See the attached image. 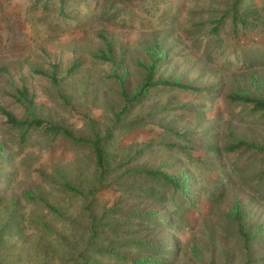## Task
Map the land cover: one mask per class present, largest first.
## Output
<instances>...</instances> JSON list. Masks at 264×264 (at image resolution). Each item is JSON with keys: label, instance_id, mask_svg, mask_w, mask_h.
Returning <instances> with one entry per match:
<instances>
[{"label": "rangeland", "instance_id": "374dc122", "mask_svg": "<svg viewBox=\"0 0 264 264\" xmlns=\"http://www.w3.org/2000/svg\"><path fill=\"white\" fill-rule=\"evenodd\" d=\"M124 1L0 0V107L24 117L13 94L26 85L40 116L77 135L112 130L107 149L115 155L101 184L90 149L53 142L38 129L22 142L0 113V261L129 264L108 252L115 249L143 264H264V178H251L264 171V151L223 149L229 126L264 144V118L226 98L238 88L264 95V0H240L241 12L258 10L262 18L250 16L237 30L235 0ZM224 13L219 36H211L209 21ZM101 31L114 42L115 63L95 57ZM155 37L166 53L162 75L209 88L153 89L119 114L123 101L110 74H125L134 88ZM52 63L58 85L35 71ZM142 167L187 173L196 205L178 210L170 197L157 198L164 189L134 173ZM65 178L85 194L63 189ZM237 204L247 229L259 233L249 253L236 231ZM148 211L167 221L150 220ZM94 221L102 240L91 244Z\"/></svg>", "mask_w": 264, "mask_h": 264}, {"label": "trees", "instance_id": "16d2710c", "mask_svg": "<svg viewBox=\"0 0 264 264\" xmlns=\"http://www.w3.org/2000/svg\"><path fill=\"white\" fill-rule=\"evenodd\" d=\"M65 1L66 0H61L62 5L65 3ZM124 2L127 3L129 2V0H125ZM239 3L240 0H235L231 9V22L235 30H237L239 26L247 27L250 24V19H252L250 16L262 18L258 10L251 11L246 9L245 12H241L238 9ZM61 11H63V8ZM226 17L227 15L224 13V15H221L220 17L209 21V24L211 25V27L209 28V34L211 36H219L220 30L226 23ZM99 38L102 44L96 51L95 57L106 62L115 63L116 52L112 38L104 31H101L99 33ZM146 52L147 59L138 62V66L142 71V77L140 81L137 82L134 88H129L125 74L119 73L117 71H113L110 74V77L114 78L118 83L119 93L123 101V106L119 114L126 112L131 106L146 100L153 89L160 88L204 92L209 88L208 86L186 83L179 79H172L168 76L162 75L159 72V69L166 61V53L164 51L162 41L159 40L158 37H155L152 42H149L147 44ZM76 65H73L70 68V71H72L76 67ZM58 67L59 65L57 63H52L50 70L36 69L35 71L39 74H42L43 76L48 77L55 85H58L60 82L58 76ZM252 79V81H254L255 79L254 84L258 86L257 81L259 79L257 74H254ZM13 97L15 102L19 103L25 108L26 115L20 118L13 111L3 106L0 107V113L5 117L6 122L12 128L18 129L20 131V140L22 142H25L27 140L28 134L32 129H38L43 131L45 134L52 136L53 142L58 141L75 148L90 149L92 157L94 159L96 170L98 172L99 181L101 184H104L106 177L111 170L110 165L115 159V155L107 149V144L114 138L112 130H107L104 134H102L100 131L94 130L91 136L77 135L67 125L55 123L48 120L47 118L40 116L36 112L34 97L26 85L15 88ZM226 98L231 104H240L247 106L249 108H247L248 113L250 110L252 114H258L260 118H264V95H257L250 92L248 89L238 88L229 90L226 94ZM178 134L179 136L188 139V132H180ZM227 135L229 139L223 147L226 152L242 153L248 150L256 152L264 151V144H261L256 140H250L237 135L231 126L228 127ZM134 173L151 179L154 184L164 189V191L160 195H158L157 198L163 196L170 197L171 201L174 203L176 208H178V210H184V206L187 203H190L193 206L196 205L198 192L194 196L195 191H192L191 186L188 184L189 175L187 173H172L163 167H142L134 170ZM251 178L263 179L264 171L254 174ZM61 186L63 189L72 193L85 194V190L80 185L73 184L66 178L61 182ZM89 192L91 193L92 190H89ZM28 195L32 200L38 202L41 201L51 212L58 215L62 214L61 210L46 198L40 195ZM153 195L154 194L152 193L151 196ZM235 214V220H237L236 231L242 238L244 247L249 253L251 250V243L256 237L259 236V233H251L247 229L246 225L243 222V215H241V208L239 204L236 205ZM146 215L150 220L159 222H162L163 220L167 221V219H165L162 214H158L157 211H148L146 212ZM2 232L3 229H0V235ZM101 240V229L99 228V225H97V223L94 221L93 233L91 234L90 243L93 244ZM140 243L146 244L144 242ZM108 252L115 254L119 258V261H124L129 264H143V261L130 257L124 252H120L115 249H109ZM0 264H2L1 261Z\"/></svg>", "mask_w": 264, "mask_h": 264}]
</instances>
